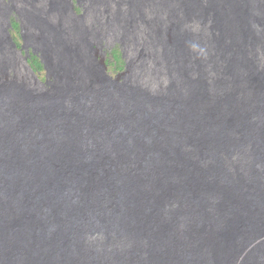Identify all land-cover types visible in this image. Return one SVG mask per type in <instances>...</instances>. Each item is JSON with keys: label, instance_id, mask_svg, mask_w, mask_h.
Masks as SVG:
<instances>
[{"label": "bare ground", "instance_id": "obj_1", "mask_svg": "<svg viewBox=\"0 0 264 264\" xmlns=\"http://www.w3.org/2000/svg\"><path fill=\"white\" fill-rule=\"evenodd\" d=\"M59 1L0 0V264H264V0Z\"/></svg>", "mask_w": 264, "mask_h": 264}, {"label": "rangeland", "instance_id": "obj_2", "mask_svg": "<svg viewBox=\"0 0 264 264\" xmlns=\"http://www.w3.org/2000/svg\"><path fill=\"white\" fill-rule=\"evenodd\" d=\"M94 1H96V0H81V4L80 5H81L82 12L84 13L85 16H88L89 12L91 11L90 9L94 5ZM102 1H106V0H102ZM118 1H121V0H118ZM130 1H131L132 5L134 6L136 0H130ZM55 2L57 4H59L60 1L59 0H47V2H46L47 15H46V25H45V30H44V32H46V35L52 34V33L54 34V33H57V32H59V34L62 35V37H75V36L79 35L80 32H81V30H80L81 22L79 21L81 19V17L77 16L75 14H71L70 17L65 18L64 15H62L61 13H59L57 11H53ZM7 3H10V1H8ZM112 4H113V2L111 0H108V2L105 4V6L107 8H109V6H112ZM25 6H27V5H25ZM35 13H36V6L33 3L32 7L29 9V14H35ZM56 15L57 16L59 15V17H55ZM9 16H10L11 22H12V18L14 17V18H17V21L19 23H21L22 19H21V16H20V14L18 12L13 11V13H11ZM72 16H73V18H72ZM71 21H72V23H71ZM128 24H127V26H129ZM154 28H155V31L157 32L158 29H157L156 25H155ZM10 34H11L12 38L14 39V41L16 43L17 42L20 43V44L23 43L19 28L18 29H14V28L10 29ZM104 42H105L104 47H103V49L101 51H99V54L103 56L104 61L106 62L107 66H108L109 73L112 76H115L116 74L119 73V71H117L115 69V65L113 64L114 61H115V56L113 54V49L114 48H118V47L121 48L122 47L121 44H124V41H123V39H119V41L118 40H112V41H106L105 40ZM135 55L138 58V54H135ZM1 56H2V61H1V66H2L7 60H6V58H5V56L3 54H1ZM123 61H124V59H123ZM4 68H6V63L4 64ZM35 72L38 74V76L40 77V79L42 81H45V79H44L45 71L44 70L43 71H39V72L35 71ZM13 74L14 73L11 72L12 76H13ZM3 77H5V76L3 75ZM11 82L16 83V81L13 79V77H12V79H9V81H7L8 86H10V88L8 89V92L11 93V94H16L18 91L16 90V88L14 86L11 87V84H9ZM24 84H26V83L25 82L19 83V85L21 87H23ZM25 86L29 87L28 85H25ZM30 94H35V96L41 97V98L44 97L43 94L39 95L38 91L37 92L36 91H32ZM2 99L6 103H7V101L8 102L10 101V100H8L7 94L4 93L3 91L0 92V101ZM24 101H26V100L24 99Z\"/></svg>", "mask_w": 264, "mask_h": 264}, {"label": "trees", "instance_id": "obj_3", "mask_svg": "<svg viewBox=\"0 0 264 264\" xmlns=\"http://www.w3.org/2000/svg\"><path fill=\"white\" fill-rule=\"evenodd\" d=\"M81 10L79 8H77V12H80ZM12 23H13V28L14 29H20V24L18 21L15 20V18L13 17L12 18ZM18 43V42H17ZM19 46H21L20 43H18ZM113 54L115 56V61H114V65H115V69L119 72H121L123 69H124V66H125V62L123 61V57H122V51H121V48H114L113 49ZM29 64L31 65V67L39 72V71H43L44 68H43V65L41 64V61L39 59L38 56L36 55H32V57L29 59ZM45 79V77H44Z\"/></svg>", "mask_w": 264, "mask_h": 264}]
</instances>
